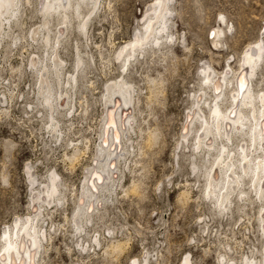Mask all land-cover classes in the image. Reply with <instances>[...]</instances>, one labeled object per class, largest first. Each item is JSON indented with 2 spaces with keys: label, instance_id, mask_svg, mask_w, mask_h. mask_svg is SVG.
I'll use <instances>...</instances> for the list:
<instances>
[{
  "label": "rangeland",
  "instance_id": "rangeland-1",
  "mask_svg": "<svg viewBox=\"0 0 264 264\" xmlns=\"http://www.w3.org/2000/svg\"><path fill=\"white\" fill-rule=\"evenodd\" d=\"M100 1L99 10L89 15L86 33L75 25L65 33L68 42L60 50L64 74L76 75L77 83L72 107L54 114L53 121L38 94L39 67L28 64L33 55L40 60L45 56L31 36L42 20L37 0L21 8L23 24H12L10 38L0 40V253L3 237L12 234L15 240V233L40 207V248L34 264H130L132 260L183 264L189 250L197 254L199 264L260 261L264 246L257 218L260 203L247 204L241 212L234 200L228 214L205 197L215 152L196 148L200 119L191 118L189 125L186 115L198 100L201 119L211 122L210 109L202 103L212 104L214 96L204 74H226L231 84L220 98L221 111L228 108L243 53L256 45L262 49L251 85L255 94L264 93V0H165L164 31L158 29L134 52L129 43L144 34L157 1ZM213 32L218 33L213 36ZM77 53L82 60L79 68ZM120 77L132 84L140 101L135 131L125 138L130 156L122 168L118 166L122 170L115 184H121L103 193L95 186L98 207L93 204L89 220L81 217L83 229L76 231L73 215L82 184L99 152L103 95L107 83ZM150 88L157 93L148 104ZM52 122L58 126L56 134L49 128ZM150 132L157 137L152 146L145 144ZM232 143H237L236 138ZM75 146L81 152L86 149L85 155L70 164L64 156L71 155ZM52 179L57 188L53 201L33 207L32 198L41 197ZM133 183L138 185L135 193L130 190ZM185 190L190 199L181 204ZM114 241H128V248L114 256L108 252Z\"/></svg>",
  "mask_w": 264,
  "mask_h": 264
},
{
  "label": "bare ground",
  "instance_id": "bare-ground-1",
  "mask_svg": "<svg viewBox=\"0 0 264 264\" xmlns=\"http://www.w3.org/2000/svg\"><path fill=\"white\" fill-rule=\"evenodd\" d=\"M37 1V12L40 14L42 20L41 25L32 30L31 36L34 41L40 43L45 56L40 60L37 56L33 55L28 61V64L31 67H39L36 78L39 85L38 94L42 98L43 108H47L51 113L53 121L54 114L61 113V111L63 113L65 109L70 110L72 107V93L77 83L76 75L64 74V62L60 57V50L64 47L63 43L68 42L66 41L67 36L65 33L72 30V25H75L81 33H86L89 15L94 10V13H96L102 3L100 4V0ZM156 1V4H158L156 6L158 7H154L156 10H153V16L147 20L144 34L129 43L130 51L134 52L135 48L142 47L153 35L157 34L158 29L164 31L165 27L163 25L165 24V13L168 9L166 7L167 3L165 4V0ZM24 5L30 6V0H0V40L10 38V34L13 31L12 24H23V20L19 15L21 8L24 9ZM83 7L86 13H84ZM125 49L122 51H125ZM261 49L260 46L256 45V47H250L243 53L244 55L240 65L241 73L235 75V89L231 90V104L226 109L222 107L225 111H221L222 103L220 98L223 96L225 88L231 82L227 83L229 80H226V74L221 77L211 76L210 71H208L210 74H204V79L208 81L206 84L210 85L214 96L212 104H209L207 100H204L202 103V105L210 109L211 122L201 119L200 101L196 100L194 107L186 115V124L190 125V119L198 117L200 121L199 131L195 138L196 148L201 149L203 147L207 153L210 151L215 152V158L206 176L205 197L213 200V206L217 207L219 212L226 211L228 214L229 212L231 213V206L234 200H238L236 201L238 202V204L236 203L238 211L243 210L247 204L259 202L260 210L258 211L259 215L257 214V218L259 232L264 237V134H262L264 133V93L255 94L251 85V78L255 73L257 62L261 57ZM75 60H77L76 67L79 68L82 65V60L78 53ZM241 80L246 85L243 91L240 89ZM149 83L153 86L157 85L154 79H149ZM217 85L221 86L219 93L216 92ZM53 87L59 90V92L55 90L57 92L56 95ZM134 90L132 84L125 81L123 77L110 81L106 85L103 95L105 112L101 121V134H98L100 136V144L97 145L99 146V152L93 167L87 172V177L84 184H82L83 190L80 193L79 203L78 205L76 204L77 209L75 210V215H73L75 216L74 226L76 231L83 229L81 217L84 216L86 220H89V209H92L93 204H95V207H98L96 206L99 199L98 194L112 191L114 185H116L117 173L121 172L118 166L123 162L125 164L127 160L126 156H130L129 146L127 145L128 141L126 142L125 138L129 137L128 135L131 131H135L133 130V126L136 122L137 115L140 113V110L137 109L140 101L135 98ZM156 93L155 88L149 89V96L146 98L148 104L156 97ZM202 96L204 97L205 93ZM213 108L219 112L218 120L212 117ZM233 111H235V116L231 115ZM50 126L49 128L53 134L59 131L56 123ZM226 126L228 127L226 128ZM187 132L183 134L184 139ZM233 138H236V144L232 143ZM156 140L155 133L150 132L148 133L146 142L145 140L144 142L146 145L149 144L152 146L156 144ZM120 142L121 146H119ZM86 145L84 148H86ZM131 145L133 144L130 143ZM232 145L233 148L231 149L230 147ZM222 148L226 149L223 152V156H221ZM83 150L81 152L75 146L71 155H65L64 158L70 164L76 163L79 161L80 154L86 151V149ZM137 152L139 151L137 150ZM118 184H121V182ZM95 186L96 188L98 187L99 193H97ZM42 190L43 195L41 197L36 194L35 196L37 197L32 198L33 207L36 204L39 205V203H45L47 205L53 201L55 198L54 195L57 193L55 180L52 179L50 185L43 187ZM130 190L134 193L137 192L138 185L136 183L131 184ZM109 194L111 196V193ZM179 198L181 204H187L190 199L188 190L183 191ZM33 213V219L29 218L27 222L25 221L26 225H23L24 228L22 231L15 233V240H12L13 236L10 234L11 250L8 251L7 245L3 244V259L1 264H12L13 261H15V264H34L35 258L39 256L38 251L40 248V236L37 229L41 217L40 207L36 211L33 210ZM35 221L37 222L34 227ZM30 225L31 228H29ZM15 228H17V225H15ZM23 240H25L24 244ZM116 242L118 243L109 244L108 247V252L114 256L123 253L129 245L128 241ZM262 252L260 261H255L253 260L254 258L245 259V261L243 260V264H264V246ZM225 260H221L219 263L225 264ZM230 261L227 264H234L232 260ZM131 262L130 264H133L135 261L132 260ZM38 263L36 262V264Z\"/></svg>",
  "mask_w": 264,
  "mask_h": 264
},
{
  "label": "snow or ice",
  "instance_id": "snow-or-ice-1",
  "mask_svg": "<svg viewBox=\"0 0 264 264\" xmlns=\"http://www.w3.org/2000/svg\"><path fill=\"white\" fill-rule=\"evenodd\" d=\"M219 20H220L221 22H223V21H224V17H223V16H220V17H219ZM212 35H213V36H216L217 33H216V32H213ZM213 46L215 47V46H217V45H213ZM225 71H227V70H225ZM207 82H208V81L205 80V83H207ZM245 87H246L245 82H244L243 80H241V82H240V89H241V91H243ZM216 92H217V93L220 92V88H219L218 85L216 86ZM46 102H47V101H46ZM231 115L235 116V111H233V112L231 113ZM212 117L215 118V119H217V120L219 119V112H218V110L215 109V108L212 109ZM50 127H51V126H50ZM227 127H228V126H226V128H227ZM262 134H264V133H262ZM209 143H210V142H209ZM224 151H226V149H223V148H222V149H221V156H223V152H224ZM89 211H91V209H89ZM107 235H108V236H111L112 233H111V232H108ZM3 240H4V243L7 245V250L10 251V250H11V237H10V234L7 235V236H5V237H3ZM116 243H118V242L114 241V244H116ZM2 259H3V255H2V253H0V261H2ZM12 264H15V261H13ZM133 264H135V262H133ZM183 264H199V261H198V259H197V254H196V253H192V252L189 250V253L186 254V255H184V258H183Z\"/></svg>",
  "mask_w": 264,
  "mask_h": 264
}]
</instances>
